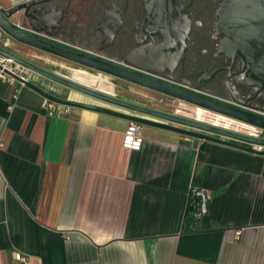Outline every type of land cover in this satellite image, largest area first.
Returning a JSON list of instances; mask_svg holds the SVG:
<instances>
[{"label": "crops", "instance_id": "0c3cea01", "mask_svg": "<svg viewBox=\"0 0 264 264\" xmlns=\"http://www.w3.org/2000/svg\"><path fill=\"white\" fill-rule=\"evenodd\" d=\"M28 1L0 0V8ZM75 8L74 43L115 57L135 48L155 53V44L141 41L137 18L138 31L122 44L123 3L87 0ZM109 37L115 43L106 44ZM8 47L131 103L243 134L251 129L185 102L168 105L154 92L11 39ZM29 82L62 100L115 110L34 72ZM126 89L146 102L126 97ZM129 123L0 82V264H264V156L145 125L141 150L130 151L122 146ZM192 187L212 195L200 220L190 207Z\"/></svg>", "mask_w": 264, "mask_h": 264}, {"label": "water", "instance_id": "95a60500", "mask_svg": "<svg viewBox=\"0 0 264 264\" xmlns=\"http://www.w3.org/2000/svg\"><path fill=\"white\" fill-rule=\"evenodd\" d=\"M110 3H123L119 24L116 30L123 45L131 41L135 30L132 26L137 15L129 14L131 3L137 0H107ZM145 6L146 18L143 21L141 41H159L155 44V53H144L143 49L135 48L121 62L90 57L71 51L48 41V38L69 39L73 42L77 36L79 24L74 20L76 9L73 0H31L11 9L0 8V32L2 41L14 40L23 45L42 52L71 61L112 78L122 80L149 90L170 100L185 102L202 108L211 113L224 116L234 121L249 125L259 130L258 136H252L194 121L172 114L171 112L144 106L128 100L120 99L104 93L96 88L43 69L29 60L0 47V54L14 60L31 72L39 74L51 81L70 88L80 94L92 97L100 102L131 111L123 114L96 106L84 105L62 100L39 89L30 82L25 85L37 91L47 100L68 107L103 113L135 122L140 125L157 127L174 131L181 135L211 141L235 147L247 152L264 156V110L251 111L239 109L233 105L220 102L211 97L182 90L173 86L175 77L181 70L180 60L184 56L186 41L191 26L184 19L176 20L173 9L176 0H141ZM217 23V34L223 39L219 45V53L226 55L233 62L241 63L240 81L248 88L256 90L264 96V0H225L220 9ZM22 15L35 33L28 34L18 27L13 18ZM25 25V24H23ZM136 25V24H135ZM136 27V26H135ZM138 27V26H137ZM43 34L45 37H41ZM7 36V38L5 37ZM106 44L115 43L114 38H106ZM199 79L200 75H193ZM201 87V84L199 83ZM198 92H202L197 88ZM207 93V92H206ZM211 96V94L207 93Z\"/></svg>", "mask_w": 264, "mask_h": 264}, {"label": "flooded vegetation", "instance_id": "af4514ba", "mask_svg": "<svg viewBox=\"0 0 264 264\" xmlns=\"http://www.w3.org/2000/svg\"><path fill=\"white\" fill-rule=\"evenodd\" d=\"M73 1H75L74 8L79 3L87 2V0ZM224 1L176 0L177 7L173 9V17H176V20L184 19L185 22L190 24L191 30L186 41L184 56L180 60L181 70L179 75L175 77L176 83L172 85L182 90L211 97L239 109L257 113L254 111L255 109L264 110V96L257 94L256 90L246 87L240 81L238 73L240 72L241 63L239 59L233 62L226 55L219 53V45L223 37L217 34L216 27ZM128 11L129 14L137 15V22L144 21L146 18L145 6L141 0H137V7L135 3H131ZM158 41L159 39H155L153 42H148L156 44ZM138 42L137 37V44ZM70 43L76 44V42ZM100 55L102 58L116 63L123 61L125 58L124 55L119 54L116 57L105 54ZM195 74L200 75V78H195L193 76ZM197 88L203 93L196 91ZM104 105L115 109L114 111L121 109L106 103Z\"/></svg>", "mask_w": 264, "mask_h": 264}, {"label": "built area", "instance_id": "2783aa9c", "mask_svg": "<svg viewBox=\"0 0 264 264\" xmlns=\"http://www.w3.org/2000/svg\"><path fill=\"white\" fill-rule=\"evenodd\" d=\"M18 27L28 34L35 35L34 31L28 26L18 23ZM41 37H45L43 34H40ZM3 33L0 32V47L8 49V41H2ZM48 41H51L53 44L60 46L62 48L75 51L84 55H87L94 58H102L98 53H94L92 50L86 49L82 46L70 43L61 38H48ZM31 71L22 67V65L16 63L14 60L5 57L0 54V82H7L10 84H15V82H20L24 84L29 82V75ZM51 105V104H50ZM142 126L135 122H130L123 138L122 146L130 151L138 152L142 148ZM191 204L190 207L193 211V216L195 220H200L203 218L207 212L209 203L212 200V195L210 192L203 190L199 187L191 188ZM16 259L18 261H25V258H22L17 254Z\"/></svg>", "mask_w": 264, "mask_h": 264}, {"label": "rangeland", "instance_id": "374dc122", "mask_svg": "<svg viewBox=\"0 0 264 264\" xmlns=\"http://www.w3.org/2000/svg\"><path fill=\"white\" fill-rule=\"evenodd\" d=\"M13 20L15 21V22H18V23H25V22H23L24 21V19L22 18V16H20V15H17V16H15L14 18H13ZM5 37V36H4ZM5 38H7V36L5 37ZM13 42H16V41H14L13 40ZM17 43V42H16ZM29 77V76H28ZM54 82V81H53ZM56 83V82H55ZM56 84H58V83H56ZM59 86H61L62 88H65V89H68V90H72V89H70V88H67V87H65V86H63V85H60V84H58ZM74 93H77V94H80L79 92H76V91H74V90H72ZM124 92V95L127 97H129V98H138L140 101H142V102H146L145 101V99H142L143 97H137V95H134V94H132V92L131 91H129V90H125V91H123ZM152 96H154V97H157L158 95L157 94H154V93H150ZM80 95H83V96H85V97H87L88 99H90V100H92V101H98V100H96V99H94V98H92V97H89V96H86V95H84V94H80ZM98 102H100V101H98ZM151 102V101H150ZM184 103V102H183ZM186 104V103H185ZM187 105H190V107H196V106H193V105H191V104H187ZM196 108H199V107H196ZM199 109H201V108H199ZM124 111H126L127 113H130L131 111H129V110H126V109H123ZM202 110H204V109H202ZM207 112H209V111H207ZM209 113H211V112H209ZM211 114H214V113H211ZM215 115H217V114H215ZM217 116H219L218 118H223V119H227V120H230V121H233L234 123H236L237 125H244L245 126V124H243V123H240V122H237V121H234V120H232V119H229V118H226V117H224V116H221V115H217ZM187 117V116H186ZM186 117H184V118H186ZM187 119H191V118H187ZM191 120H194V119H191ZM218 120H220V119H218ZM194 121H199V120H194ZM199 122H205V123H210V124H212L211 122H209V121H199ZM218 122H220V121H218ZM215 125V124H214ZM236 125V126H237ZM216 126V125H215ZM217 126H218V124H217ZM228 126H230V125H228ZM236 126H233V129H236V130H238V131H241V129L240 128H238V127H236ZM246 126H248V125H246ZM218 127H220V126H218ZM250 127V126H249ZM251 129H249V130H243L242 129V131L243 132H245V133H247V134H250V135H252V136H258L259 135V130L258 129H256V128H253V127H250ZM264 136V135H263Z\"/></svg>", "mask_w": 264, "mask_h": 264}, {"label": "bare ground", "instance_id": "6f19581e", "mask_svg": "<svg viewBox=\"0 0 264 264\" xmlns=\"http://www.w3.org/2000/svg\"><path fill=\"white\" fill-rule=\"evenodd\" d=\"M158 96H159V98H161V99H163V100H165V101H167V102H165L166 104H168V105H172V103H174V101H172V100H170V99H166V98H164L163 96H160L159 95V93L157 94ZM169 101V102H168ZM160 102V101H159ZM161 103H164V102H161ZM202 109V108H201ZM167 112H169V111H167ZM246 125V124H245ZM249 126V125H248ZM251 127V126H250Z\"/></svg>", "mask_w": 264, "mask_h": 264}]
</instances>
